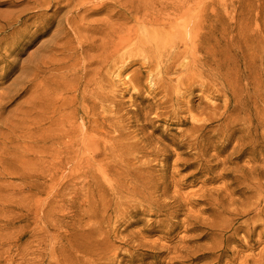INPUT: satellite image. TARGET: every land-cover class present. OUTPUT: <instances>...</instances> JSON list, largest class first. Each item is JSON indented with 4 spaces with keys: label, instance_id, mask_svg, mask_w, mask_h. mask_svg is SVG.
<instances>
[{
    "label": "rangeland",
    "instance_id": "374dc122",
    "mask_svg": "<svg viewBox=\"0 0 264 264\" xmlns=\"http://www.w3.org/2000/svg\"><path fill=\"white\" fill-rule=\"evenodd\" d=\"M34 1L42 0H0L2 25L4 19L20 16L18 23L6 29L9 35L18 28L28 35L36 29L30 24L40 19L48 23L44 32L39 30L44 35L20 46L25 51L18 58L19 65L24 62L28 74L19 66L0 80V92L11 93L0 98L4 106H0V264H56L58 258L88 254L104 257L109 264H263L264 234L259 239L261 227L253 228L260 221L239 215L255 201L251 195L256 187L244 179L249 178L245 169L244 173L235 171L229 161L244 164L248 157L235 160L231 155L245 132L243 125L231 128L232 137L224 142L220 129L227 122L213 120L199 132V143H195L187 133L189 117L188 123L178 122L187 113L170 114L169 105L180 106L178 94H193L189 98L194 106L199 94H218L207 91L211 84L193 57H204L213 48L220 61L231 63L226 52L232 49L233 53L232 39L250 54L264 81V55L259 58L258 50L251 52L253 47L264 46V0H165L168 33L160 36L157 48L132 49L125 42L137 27L129 17L136 12L160 14L164 0H120L119 7H111L108 13L96 11V4L86 5L74 20L86 18L84 23L89 26L73 32L57 25L60 16L75 6L72 1L56 0L41 7ZM57 7H62L59 15L51 18ZM197 26V36L204 37L203 47L190 54L188 33H195ZM53 34L54 44L49 46ZM9 35L6 43L22 37ZM41 42L42 48L34 52ZM177 50L184 54L175 62L169 58ZM113 56L130 62L121 75L116 73L120 66L112 65ZM179 62H192L193 67ZM166 64H170L167 72ZM239 64L243 66L241 58ZM221 70L224 73L222 66ZM126 75L137 82L135 87L122 81ZM95 77L101 82L92 84ZM85 83L90 93L108 97L103 105L96 103L91 113L108 117L109 110L116 111L118 119L112 121L121 128L120 139L129 133V142L151 137L148 150L141 152L145 156L133 161L140 171L131 169L140 185L149 183L150 200L145 198L148 190L133 201L124 198L121 202L110 195L109 182L118 176L110 171L102 176L97 158L73 163L72 143L63 137L69 110L61 104L70 97L66 94L69 88L81 90ZM15 86L22 90L15 91ZM139 93L142 98L134 96ZM164 94L173 96V101L159 104ZM208 102L220 104L212 97ZM157 146L164 148L163 155L151 152ZM199 163L204 169H199ZM144 166L150 169L144 172ZM222 168L227 174L220 176ZM184 177L196 183L176 186ZM231 198L236 199L234 204ZM251 229V238H244Z\"/></svg>",
    "mask_w": 264,
    "mask_h": 264
},
{
    "label": "bare ground",
    "instance_id": "6f19581e",
    "mask_svg": "<svg viewBox=\"0 0 264 264\" xmlns=\"http://www.w3.org/2000/svg\"><path fill=\"white\" fill-rule=\"evenodd\" d=\"M53 1L56 0H42V1H34L36 6H44L45 4L51 5ZM67 3H74L70 10H67L63 15L60 16L59 20H57V25L61 26L62 30L67 32H73L78 27L89 26V24H85L84 21L86 18H81L79 21L74 20L77 17L78 12L81 9H85L86 5L96 4V11H105L108 13L111 7H119L120 0H81L80 2H75V0H66ZM162 13L156 14L157 12H144L142 14L135 13L134 16L129 17L128 20L132 21L135 25V32L131 39H128L125 43H127L129 48L135 47H153L157 48L160 40V36H164L169 31V17L166 12V1L162 2ZM62 7H57L53 11L51 18H56L59 15ZM7 18V17H5ZM20 20V16H17L15 20H12V17L3 20L0 19V80L5 78V75H11L14 71H16L19 66V69H23L25 75H27L26 65L25 63H20L19 65V56L24 53L25 48L20 47L21 45L31 44L33 40L40 38L44 33L39 34V30L42 32L45 31L46 23L43 19L41 21H36L30 24V26H34L32 32L28 35L27 33H20L22 28H18L13 30L12 34L9 35V32L6 31L7 28L12 27L14 23H18ZM205 22H208L205 17ZM27 25V21L23 23ZM48 26V25H47ZM203 24L201 23L200 30L203 29ZM210 31L213 32V26L209 23ZM195 33L189 31V36L192 41V45L190 48V54L193 52L197 53L203 47V35L197 36V31L199 27H195ZM9 35L21 37V39H16L9 43L5 42V38ZM28 37V40L25 41V38ZM198 37V38H197ZM197 38L195 41L194 39ZM54 34L51 36L48 44L49 46L54 44ZM82 42H79L81 44ZM44 42H41L40 45L36 48V51L42 48ZM5 45L3 49L1 46ZM231 47H233V53L227 51L226 53L229 56V60L231 63H226L225 59L220 61L217 58V52L215 49L211 48L208 51H205V56H197L193 57V63L196 66L202 69V74L204 73L205 78L211 84L210 90H207L211 93L218 92V94H199L201 98H199V102L196 106L191 104L190 95L193 94H178L180 96V106L175 107V104L172 103L169 105L170 114H175L178 111H183L187 113V117H182V121H178L180 123H188V117L191 120L190 128L187 130V133L190 134V138L195 141V143H199V132L204 130L206 125H209V122L217 119H221L226 121L225 126L220 129V133H223L224 142H228L232 135L230 129L243 125L244 134L240 136L237 142L232 147L231 155H235V160H240L244 156H248L245 160L244 164H239V162L229 160L230 164L233 165L232 169L239 170L241 172L242 169L246 170V174L249 178L245 177V180H249L253 182L256 189L253 188L254 194L252 197L256 198L255 201L251 202L242 212L239 213L240 216L251 215L249 217L250 220L260 221V224L253 226V228L259 226L261 230L257 232V237L261 239L264 234V197L262 194L264 193V85L262 74L259 71L258 67L254 64L253 60L250 59V54L246 53L239 41L231 40ZM255 50L259 51V58L264 55V46L260 45L258 47L251 48V52L253 53ZM251 53V54H252ZM184 54V50H177L174 52L171 57L174 58L175 62L177 59H180ZM255 54V53H253ZM32 53L29 54V62ZM252 57V56H251ZM122 56H113L112 57V65L117 67L120 66V70L116 71L117 75H121L124 73V70L130 62L123 63L120 61ZM242 59L243 66L239 64V59ZM149 62V60H148ZM192 62H179L180 66L185 67H193ZM212 63V64H211ZM160 64V63H159ZM229 64H232V67H229ZM170 64H166L165 72H167L170 67ZM215 65V68L212 66ZM224 70V73L221 70V66ZM161 65H159V71H161ZM99 74V73H98ZM226 77H228V82L226 81ZM122 81H127L129 84L127 86L135 87L137 82L132 79L130 76H124ZM89 82V81H88ZM101 82L100 77H95L91 80V83L98 84ZM152 80H148V84L153 86ZM126 83V82H125ZM250 85H253L250 88ZM89 83H85L80 90V87L73 86L66 91V94H70V97H67L63 100L61 107L63 110H69L66 113L64 118V126L67 129L63 133V137L70 140L72 143V151H73V163L75 165H79L83 160H94L97 158L101 163L97 164V168L104 176L108 171L117 174V179L109 182L110 195L113 194L115 198L121 202L124 201V198L127 201L136 200L137 197L140 196L141 192L147 191L145 193V198L150 200L152 197L149 183L139 184V181L135 179L132 175V170L140 171V168L134 167L133 163L138 157L142 159L145 154L141 155V152L146 153L148 147L146 145H151V137H146L144 139L139 138L136 141L129 142L130 133L127 137L120 139L121 137V128L118 125V122H113V119H118L117 112L114 110H109L108 117H103L104 115H100L98 113H91L97 107L95 104L103 105L105 101H108V97L106 95H101L99 93H90L88 91ZM250 89L253 90L250 93ZM15 91L22 90L21 87L15 86ZM80 90V91H79ZM1 94H11L9 91L0 92V98H3ZM74 94H80L77 100ZM91 94V96H88ZM249 94H254L253 97L248 96ZM134 95V94H133ZM135 97H141L142 94H135ZM213 98L218 101L217 103H209L208 99ZM163 100L160 101L159 104L164 105L168 102L173 101V96H169V94L163 95ZM176 100L178 98L176 97ZM78 101L79 106H76ZM93 103L91 107L88 106V103ZM252 103V106H250ZM1 106V103H0ZM2 108L4 106H1ZM152 107V106H151ZM1 109V108H0ZM91 113V114H90ZM195 114H198L199 117ZM184 123V124H185ZM142 129V126H140ZM118 133L117 135H115ZM156 143H159L160 140L156 139ZM144 142H147L145 144ZM164 148H160L157 146V150H151V152H155L157 155H163L162 152ZM149 153V151H148ZM217 152L216 154H219ZM138 155V156H137ZM147 158H149L147 156ZM232 161V162H231ZM225 163V160L222 162ZM147 163H145L146 165ZM199 169H204V165L200 163ZM141 166V165H140ZM144 172H147L150 167L144 166ZM132 169V170H131ZM231 170V169H230ZM227 172V169L222 168L220 171V176H223ZM244 173V172H243ZM191 176H189L190 178ZM262 179V180H261ZM196 181H188L187 178L180 182L175 183L178 187H184L195 184ZM249 183L247 186L249 187ZM199 189V188H198ZM198 189L196 190L198 192ZM236 199L231 198V203L234 204ZM244 204L243 202H241ZM131 204V203H128ZM237 215V213H236ZM253 234V230L246 232L244 234V238L250 239ZM264 260V257L262 258ZM104 261L106 264H109V260L101 257L95 258L92 255L88 254L84 257L72 256L60 259L56 264H62L65 261L72 262L71 264H100L98 261ZM264 264V262H263Z\"/></svg>",
    "mask_w": 264,
    "mask_h": 264
}]
</instances>
